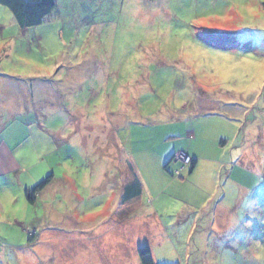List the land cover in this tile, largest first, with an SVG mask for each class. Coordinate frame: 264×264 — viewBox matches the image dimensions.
Instances as JSON below:
<instances>
[{
	"label": "rangeland",
	"instance_id": "obj_1",
	"mask_svg": "<svg viewBox=\"0 0 264 264\" xmlns=\"http://www.w3.org/2000/svg\"><path fill=\"white\" fill-rule=\"evenodd\" d=\"M55 2L0 58V264H141V246L154 264H264V0ZM226 117L228 147L256 137L240 204L233 181L222 201L224 164L200 160L211 195L187 193L195 172L168 186L166 148L199 129L192 149L217 155Z\"/></svg>",
	"mask_w": 264,
	"mask_h": 264
},
{
	"label": "crops",
	"instance_id": "obj_2",
	"mask_svg": "<svg viewBox=\"0 0 264 264\" xmlns=\"http://www.w3.org/2000/svg\"><path fill=\"white\" fill-rule=\"evenodd\" d=\"M10 24H11L10 27L15 30V26H17V25L15 24L12 16L10 17ZM42 24H40L39 26H42ZM36 27H38V26H36ZM27 30L28 29L21 30L18 27L16 32L8 33L7 27H6V22H1L0 23V58L7 57V56H9V54L12 53L15 44H17V41L21 40L22 36H25ZM0 78H2V77H0ZM189 113H191V114H189ZM193 114H194V112H192V111H187V112L182 111V112L173 113L171 115L176 117V118L174 120H172L171 122H174L175 124H177L181 120H191L192 117H193ZM225 120H229V119H227V117H226L225 119H223L221 121L222 125H223V132L219 131V133L217 135V136H219L218 143L220 145V149L216 148L217 152H215V153H217V155L213 154V157L212 156L211 157L210 156H200V154L196 150L192 149V147H191L192 141L198 139L199 138V133L200 134L202 133V132H198L199 129L197 131L196 130H188V129L182 130V134H180L178 137H180V138L185 137L186 140H187L186 137H189V141H191V142L188 144V146H185L187 148V152L186 151L185 152L191 157V159L193 160L194 163H193V166L192 165H188V167L186 166V168L183 167L181 169L182 171L184 170V174H182L181 170H180L179 174H175L174 171L179 166L174 167L173 168L174 170L171 171L172 175L170 174L173 177H171L169 179L168 186L175 187V189H177L178 191H180L183 187H187L188 188L189 186H186L185 183L187 182L188 178L191 176V173L195 172L196 175L198 174V178H197V180L194 181V185L192 186V189H190V190L187 189V191H188L187 193L191 194V195H194V191H199V190H196L195 188L196 187H202L203 189H207L208 190L206 192L207 194L211 195L212 192H210L209 189L212 186H213L212 188H214L216 185L210 186L211 185L210 184L209 186H207L204 183V182H207V176H209L208 175L209 173L205 172L206 171L205 169L203 171L200 170L201 169L200 160H202L203 161L202 163H204V164H210L211 166H213V170H215V173L217 175L219 173L220 168L224 164L227 167L226 170H225V184L222 185L221 187H219V189L223 190V192L221 194L222 201H223V197L226 195V191H231L232 190L231 187H229L230 190L227 188L228 187L227 186V182L228 181H233L239 187V191L237 193L236 204L237 205L240 204V200H239L240 196L241 195L243 196L244 193L246 192V190L249 189V187H247L246 183H245L246 175L243 174L244 176H242L241 181H240L238 173L242 172V171L243 172H247V171H249L251 169V167H248L247 165H242V163H245V161L241 162V155H242V153H244L245 154L244 156H245L246 160H248L250 158V156H251L250 153L253 154L252 156H255V150L253 148L255 147L256 137H252V139L248 140L247 143H245V144L240 142V147L241 148H239V149L236 148L238 146H232L231 148L228 147V144H229L230 141L234 142V141H236L238 139H237V134H236V128L231 126V124L228 125L225 122ZM172 137L169 136L168 138H172ZM260 137L263 138L262 135H260ZM247 145H249L252 149L248 148L247 150L244 149V151H243L242 149L244 147H246ZM166 150L170 151V152H168L169 154L166 157L167 159L164 158V160H166V163L164 164V166L166 164L168 166V164L170 162H173V166H175V164H179L178 162L173 161V159L171 160V157L174 155V153H176V151H179L181 149H178V150L175 151V148H169L168 147V148H166ZM164 160H162V161H164ZM252 160L253 159L250 158V160L248 161V162L251 161V165H253ZM167 166L164 168V170L169 171ZM169 173H170V171H169ZM212 184H213V181H212ZM189 188H191V187H189ZM225 188L228 189V190H226ZM241 189H243L245 192L244 191L241 192ZM161 190H163V188ZM126 193L128 195V191H126ZM208 197L209 196H206L205 199L202 202H199L198 204L195 203L196 201L194 199H192V203H187V205H191V207H197L198 205L201 206V210H199L200 211L199 214H203V212H204L203 211V207H204L205 203H209L210 202V200L208 201ZM128 199H129V196H128ZM208 206H207V208H208ZM191 209L192 208H190L189 213H192ZM246 212L247 211H245V213ZM189 213L187 215L188 217L184 218V220H179L177 222L176 226L181 224V223H183L185 220L189 221L188 218L191 217V216H189ZM196 220H197L196 218H192L191 221H189V222H191L189 227L194 226V222L195 223L197 222ZM180 221H182V222H180ZM158 225H161L163 228L161 226H158ZM149 226H150L149 229H151L153 226H156L159 229L158 232H156V236L160 234V237H161L162 232L163 233L166 232L164 230L165 226L162 224L160 218H158L157 216H155L154 218H152L150 220V225ZM166 234H167V232H166Z\"/></svg>",
	"mask_w": 264,
	"mask_h": 264
},
{
	"label": "trees",
	"instance_id": "obj_3",
	"mask_svg": "<svg viewBox=\"0 0 264 264\" xmlns=\"http://www.w3.org/2000/svg\"><path fill=\"white\" fill-rule=\"evenodd\" d=\"M0 6L8 9L15 24L21 30H26L42 24L56 8V2L55 0H0ZM175 154L176 153L171 157V160L174 159ZM193 163L194 162L191 159L188 165L193 166ZM166 166L167 164L164 168ZM47 181L48 178H45L32 188H25L24 194L26 200L33 204L35 202L36 194L46 185ZM137 253L141 264H154L148 246L139 247Z\"/></svg>",
	"mask_w": 264,
	"mask_h": 264
},
{
	"label": "built area",
	"instance_id": "obj_4",
	"mask_svg": "<svg viewBox=\"0 0 264 264\" xmlns=\"http://www.w3.org/2000/svg\"><path fill=\"white\" fill-rule=\"evenodd\" d=\"M175 156L176 158H174L173 160L179 162L181 166L179 167V169L177 168L174 172L175 174H179L180 170L190 163L191 158L189 155H187V153L182 150L177 151Z\"/></svg>",
	"mask_w": 264,
	"mask_h": 264
},
{
	"label": "bare ground",
	"instance_id": "obj_5",
	"mask_svg": "<svg viewBox=\"0 0 264 264\" xmlns=\"http://www.w3.org/2000/svg\"><path fill=\"white\" fill-rule=\"evenodd\" d=\"M177 153V152H176ZM176 155V154H175ZM188 155V154H187ZM174 158H176V156H174Z\"/></svg>",
	"mask_w": 264,
	"mask_h": 264
},
{
	"label": "clouds",
	"instance_id": "obj_6",
	"mask_svg": "<svg viewBox=\"0 0 264 264\" xmlns=\"http://www.w3.org/2000/svg\"><path fill=\"white\" fill-rule=\"evenodd\" d=\"M191 158V157H190ZM174 161V160H173ZM177 162V161H176ZM181 166V165H180Z\"/></svg>",
	"mask_w": 264,
	"mask_h": 264
}]
</instances>
